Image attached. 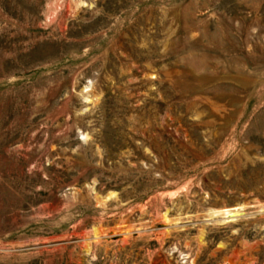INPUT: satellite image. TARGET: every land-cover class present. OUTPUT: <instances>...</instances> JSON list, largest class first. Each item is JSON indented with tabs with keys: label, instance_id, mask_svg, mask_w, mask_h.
Wrapping results in <instances>:
<instances>
[{
	"label": "rangeland",
	"instance_id": "1",
	"mask_svg": "<svg viewBox=\"0 0 264 264\" xmlns=\"http://www.w3.org/2000/svg\"><path fill=\"white\" fill-rule=\"evenodd\" d=\"M0 264H264V0H0Z\"/></svg>",
	"mask_w": 264,
	"mask_h": 264
},
{
	"label": "bare ground",
	"instance_id": "2",
	"mask_svg": "<svg viewBox=\"0 0 264 264\" xmlns=\"http://www.w3.org/2000/svg\"><path fill=\"white\" fill-rule=\"evenodd\" d=\"M216 214H217L218 217H221V218H233L234 216H238V212H236V211H227L225 209L221 210V211H218Z\"/></svg>",
	"mask_w": 264,
	"mask_h": 264
}]
</instances>
